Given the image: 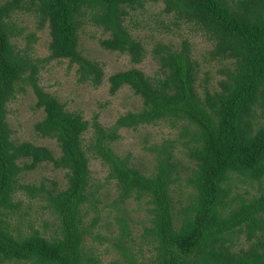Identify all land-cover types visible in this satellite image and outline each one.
<instances>
[{"label": "trees", "instance_id": "obj_1", "mask_svg": "<svg viewBox=\"0 0 264 264\" xmlns=\"http://www.w3.org/2000/svg\"><path fill=\"white\" fill-rule=\"evenodd\" d=\"M159 1L0 2V264H99L96 257L83 256L85 235L100 221L95 204L99 200L88 192L89 159L83 136L90 127L94 131L91 151L108 165L107 181L115 183L116 197L110 206L118 225L114 245L127 264L143 263L137 262L130 245L128 218L120 215L126 213L120 207L142 199L151 206L150 227L143 230L153 246L151 264H264V124L258 125L255 113L257 107L264 111V0H161L163 13L174 18V27L185 25L210 43L211 61H230V67L221 70L223 78L217 87H204L202 95L196 88L200 65L186 38L178 45L154 44L155 76L131 67L107 77L110 95L126 87L142 103L138 111L120 115L111 128L100 125L97 115L90 124L80 113L68 111L39 84L44 63L68 60L76 66L79 82L102 85L103 66L79 50V32L86 24L101 30V48L126 55L132 65L142 63L146 48L126 21L146 3ZM18 12L34 14L37 28H48L47 57L29 56L34 34L26 36L23 50L12 41L22 36V30L11 22ZM25 85L35 96L34 108L43 113L34 130L56 143L58 157L44 145L17 143L11 137L7 105ZM162 121L179 128L180 139H166L147 148L155 155L150 175L112 150L120 129L137 130ZM178 144L193 165L185 179L192 192L179 227L171 201V186L181 179L175 156ZM41 164L65 171L66 188L53 192L43 184L19 183L21 173ZM233 177L242 184H258L257 193L249 198L230 197ZM18 192L43 201L53 211L60 223L59 237L47 239L37 231L26 236L10 232L6 216L17 207L13 199ZM87 206L95 214L85 225ZM240 234H245L246 248L234 252L231 240Z\"/></svg>", "mask_w": 264, "mask_h": 264}, {"label": "rangeland", "instance_id": "obj_2", "mask_svg": "<svg viewBox=\"0 0 264 264\" xmlns=\"http://www.w3.org/2000/svg\"><path fill=\"white\" fill-rule=\"evenodd\" d=\"M4 0L0 1L3 2ZM164 4L160 0L157 3H146L132 13L126 23L133 28L132 35L142 41L147 55L142 63L132 65L126 55L110 52L100 47L98 40L103 38L99 28L86 24L79 32V50L86 58L96 61L103 66L105 77L102 85L93 87L87 83H81L77 79L76 66H70L68 60H52L44 63L40 69L38 81L44 91L54 96L70 112L80 113L83 118L92 123L94 115L98 116V122L104 128H111L115 120L128 111H138L142 106L141 99L135 96L131 90L124 87L114 95L109 94L107 77L113 73L127 70L131 67L142 70L146 75L155 76L158 65L153 60L151 50L156 42L178 45L181 39H188L192 46V56L200 67L197 91L202 95L204 87L215 89L219 80L223 78L221 70L230 67V61H211L209 50L211 45L200 34L195 33L189 27L181 25L174 27L172 15L163 13ZM11 22L22 30V36L12 39L19 50L26 47V36L35 35L28 51L31 58H45L48 56V44L50 41L47 27L38 29V18L32 13L18 12L13 14ZM208 78V83L203 80ZM198 85V86H197ZM199 85H203L200 87ZM35 96L31 87L25 85L23 92L17 93L14 99L7 105V122L12 131L11 137L17 142H30L35 145L48 147L55 157L60 152L53 140L41 138L34 130V124L43 117L41 110L34 108ZM258 125L264 124V111L257 107L255 110ZM120 138L113 142L111 147L119 157H128L130 163L139 169L144 175H150L154 164L155 155L147 148L166 139H180V129L171 128L167 122H159L154 126L140 127L137 130L120 129ZM94 136L92 127L83 136L84 149L89 159V187L88 192L99 201L96 204L100 221L92 233L85 235L83 242V256L88 259L96 257L99 264H127L120 256L114 245L113 233L118 225H115L111 209V202L116 197L114 182L107 181L108 165L91 151L90 140ZM184 137L181 139L183 140ZM179 163L181 179L171 186V201L175 214V226H180L183 218V210L190 200L192 187L186 185V176L192 167L183 146L178 144L175 151ZM19 183L31 184L39 187L41 184L49 191H59L66 188L65 171L55 170L50 164H41L35 170L20 174ZM231 195H239L249 198L257 193L259 185H246L235 181V177L229 182ZM261 188V187H260ZM264 189V179L262 183ZM248 191V193H246ZM17 207L7 212L6 220L9 230L15 236H26L37 231L42 237L54 239L60 236V223L52 210L45 206L43 201L37 198H29L24 193L18 192L14 197ZM147 199L140 201L129 200L120 209V215H127L129 228L132 234L131 247L137 254V262L151 264L153 246L143 236L144 228L150 227L151 214ZM88 207V206H87ZM84 224H89L95 213L88 207L85 209ZM110 212V213H109ZM93 234H100V238H94ZM232 250L238 251L246 248L245 234L238 238L232 237Z\"/></svg>", "mask_w": 264, "mask_h": 264}]
</instances>
